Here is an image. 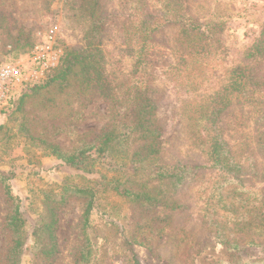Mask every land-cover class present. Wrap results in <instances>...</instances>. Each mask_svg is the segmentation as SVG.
<instances>
[{
	"label": "rangeland",
	"instance_id": "374dc122",
	"mask_svg": "<svg viewBox=\"0 0 264 264\" xmlns=\"http://www.w3.org/2000/svg\"><path fill=\"white\" fill-rule=\"evenodd\" d=\"M93 6L102 28L101 71L118 103L112 108L98 95L76 99L72 88L59 92L50 84L20 93L27 94L21 112L8 118L11 103L0 112V172L11 175V191L21 198L25 219L26 242L18 264H264V221L259 217L264 203V58L255 51L264 38V0H0V64L26 53L50 32L62 48L82 49ZM143 36L160 127L156 163L181 165L189 172L181 184L144 179L160 198L158 206L100 189L88 227L82 224L84 199L69 197L56 210L58 253L45 259L32 234L45 212V196L57 194L65 181L89 185L118 172L111 161H96L86 173L43 156L18 125L23 118L36 136L44 124L74 117L76 134L53 138L70 150L115 120L127 119L131 103L121 101L118 87L129 81L131 51ZM236 70L255 71L257 91L237 96L228 89ZM80 100L84 106L74 115ZM193 131L198 139L192 138ZM209 133L229 151L228 163L239 169L211 165L200 147ZM9 205L0 185V263L8 248L4 222ZM233 242L236 250L229 248Z\"/></svg>",
	"mask_w": 264,
	"mask_h": 264
},
{
	"label": "trees",
	"instance_id": "16d2710c",
	"mask_svg": "<svg viewBox=\"0 0 264 264\" xmlns=\"http://www.w3.org/2000/svg\"><path fill=\"white\" fill-rule=\"evenodd\" d=\"M94 7L91 12L92 18L84 35L83 48L79 50L62 48L56 41V46L62 49L58 67L44 84L35 85L31 87V90H38L47 85L56 84L59 92L66 88H72V96L76 99L81 98L83 95L90 98L98 95L108 101L112 108L114 104L118 103L119 96L113 92L111 83L104 78L101 71L100 61L102 56L100 54L99 36L102 28L101 20L94 17ZM144 39L145 36L131 51L133 64L128 73V83L120 84V87H118L121 89H119L123 99L121 101L131 103L132 110L127 119L115 120L110 126L97 133L92 140H81L76 147L70 150L61 148L53 141V138L60 134L75 135L74 117L72 120H61L57 124H44L42 129L37 131L36 136L29 134V124L23 118L18 125V132L23 131L26 137L40 148L43 156L55 157L65 166L86 173L92 172L96 161L101 160L102 163L109 165L114 162L112 167L116 169L115 172H118L117 175H119L109 180L104 176H99L100 180L89 181L86 183L89 185H78L65 181L57 194L45 196V212L40 217L39 224L32 231L34 242L40 249L39 253L45 259L52 258L58 253L55 237L56 210L57 207L64 205L69 197L84 199L85 208L82 215V224L83 227H88V218L95 203L97 192L100 189L104 191L111 189L136 203L158 206L161 203L160 198L148 190L146 184L148 181L144 179H150L151 177L160 181L169 178L176 184H181L189 172L188 167L181 165L167 168L156 163L161 144L160 127L154 116L155 107L150 96V92H152L150 89L151 75L148 73V69L153 65H150L152 63L149 60L150 49ZM255 51L260 59L264 58V38L258 40ZM249 73L251 74L246 75L242 70L232 71L228 89L235 92L237 96H243V94L247 96L249 91H257L256 85L260 83L255 79V71ZM26 96L27 94H19L16 100L13 101L12 98L8 101L9 104L11 103L10 110L6 114L8 118L15 112H21V106ZM82 100L78 102L77 109L73 112L74 115L80 113L79 107L84 106ZM14 103L15 107L13 108ZM6 107L1 109L0 112L7 111ZM55 108H58V105ZM75 121L78 123L80 119L76 117ZM193 137L198 139L197 131L192 132ZM200 147L201 151H204L203 154L209 157L208 161L212 163L211 165L216 166L218 169H228L230 171L232 168H240L236 164L231 166L228 163L231 160L228 157L229 151L215 134L209 133L205 144L200 143ZM195 168L198 169L197 166L193 165L192 169L195 170ZM10 181L11 175L0 172L2 192L10 203L9 213L4 222L5 231L9 234L8 248L6 256L0 264H18L19 253L26 242L22 229L25 219L21 210V198L12 193ZM261 210L263 212L259 217L261 221H264V203ZM250 219L251 217H249ZM88 242L89 239H86V247L89 245ZM228 245L232 250L237 249L234 242Z\"/></svg>",
	"mask_w": 264,
	"mask_h": 264
},
{
	"label": "built area",
	"instance_id": "2783aa9c",
	"mask_svg": "<svg viewBox=\"0 0 264 264\" xmlns=\"http://www.w3.org/2000/svg\"><path fill=\"white\" fill-rule=\"evenodd\" d=\"M50 32L24 54L0 64V110L8 101L35 85L44 84L59 65L62 49Z\"/></svg>",
	"mask_w": 264,
	"mask_h": 264
}]
</instances>
